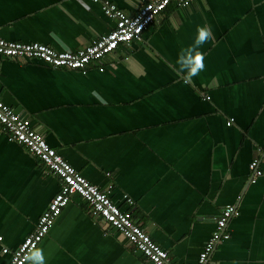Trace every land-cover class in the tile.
I'll return each instance as SVG.
<instances>
[{
    "label": "crops",
    "instance_id": "1",
    "mask_svg": "<svg viewBox=\"0 0 264 264\" xmlns=\"http://www.w3.org/2000/svg\"><path fill=\"white\" fill-rule=\"evenodd\" d=\"M112 1L132 16L149 0ZM115 23L91 0H0L1 38L58 51L83 48ZM202 25L212 32L200 46L205 67L188 78L177 55ZM103 63L84 74L0 54V99L91 183L113 186L111 199L177 264L198 261L227 205L239 215L207 264H264V154L256 183L249 168L264 143V0L172 3ZM60 188L0 126V264ZM108 227L76 195L37 248L45 264H152Z\"/></svg>",
    "mask_w": 264,
    "mask_h": 264
},
{
    "label": "built area",
    "instance_id": "2",
    "mask_svg": "<svg viewBox=\"0 0 264 264\" xmlns=\"http://www.w3.org/2000/svg\"><path fill=\"white\" fill-rule=\"evenodd\" d=\"M91 1L98 3L103 13L115 19L116 23L110 32L95 38L87 46L77 50L58 51L50 45L39 42L9 41L0 37V54L25 60L38 59L54 68L78 70L84 74L92 65H96L103 72L106 69L103 63L105 57L113 53L120 45L142 40L144 31L170 4L187 5L190 3V0H149L135 15L130 16L112 0ZM232 121L234 120H229L227 124L230 125ZM0 126L11 140L25 146L29 152L43 162L49 172L57 175L61 180L59 192L40 216L34 231L28 234L17 249L3 248V253L10 254L7 264H26L28 260L25 258L46 237L64 209L73 203L76 195L85 200L90 214L96 220L121 232L152 264H177L167 250L157 244L141 225L133 221L130 211L123 210L111 199L109 194L113 186L103 190L91 183L64 156L48 144L43 134L38 132L27 118L1 99ZM258 153L259 156L249 165L252 173L251 183H256L263 175V170L260 168V156L264 154V143L258 147ZM125 199L128 202L133 201L126 195ZM237 215H239V210L236 205H227L223 208L221 215L216 219V228L205 243L195 264H207L216 245L221 240L230 237L226 231L227 226L229 221ZM0 240H2L1 236Z\"/></svg>",
    "mask_w": 264,
    "mask_h": 264
},
{
    "label": "clouds",
    "instance_id": "3",
    "mask_svg": "<svg viewBox=\"0 0 264 264\" xmlns=\"http://www.w3.org/2000/svg\"><path fill=\"white\" fill-rule=\"evenodd\" d=\"M212 38V32L206 25L197 27L193 43L182 49L176 59L178 69L188 78L196 76L205 67V57L200 46ZM29 264H45V256L40 248H33L25 258Z\"/></svg>",
    "mask_w": 264,
    "mask_h": 264
}]
</instances>
